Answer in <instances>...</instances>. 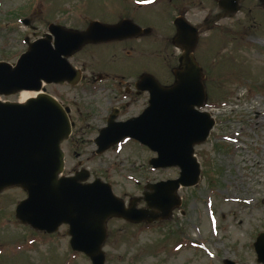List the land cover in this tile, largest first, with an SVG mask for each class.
Returning <instances> with one entry per match:
<instances>
[{"label": "rangeland", "instance_id": "374dc122", "mask_svg": "<svg viewBox=\"0 0 264 264\" xmlns=\"http://www.w3.org/2000/svg\"><path fill=\"white\" fill-rule=\"evenodd\" d=\"M120 4V0H0V61L15 63L27 49L25 38L35 39L51 23L83 28L94 18L109 19ZM252 13L261 24L259 30L247 29L244 35L235 34L238 28L229 34L215 33L208 46L210 64L201 65L207 110L215 125L195 146L200 181L179 188L182 204L169 218L149 224L109 220L106 264H225L226 260L262 264L253 242L264 232V8L254 2ZM236 16L241 18L242 13ZM23 18H30L34 28L21 23ZM171 67L162 65L155 73L171 82ZM45 87L74 107L72 135L61 145L64 175L84 167L89 180L110 183L127 204L154 191L147 183L179 176L178 167L151 168L155 152L130 139L96 154L94 140L107 122L102 105L96 107L94 96L81 93L77 102L71 89ZM1 98L22 101L21 93ZM77 107H82L81 113L74 111ZM24 198L26 192L19 187L0 193V264H91L86 255L72 250L67 226L48 234L20 224L15 206ZM137 206L146 207L145 201L139 200Z\"/></svg>", "mask_w": 264, "mask_h": 264}, {"label": "water", "instance_id": "95a60500", "mask_svg": "<svg viewBox=\"0 0 264 264\" xmlns=\"http://www.w3.org/2000/svg\"><path fill=\"white\" fill-rule=\"evenodd\" d=\"M219 4L223 14L239 10V0H220ZM21 22L31 25L30 18ZM125 23L94 20L83 30L52 23L40 38H25L28 49L16 63L0 61V94L21 90L37 93L22 103L0 101V192L12 186L22 188L27 196L15 208L18 221L47 233L68 224L72 250L84 253L92 264H106L103 246L109 218L150 223L169 218L180 206L179 187L193 186L200 179L195 145L206 140L215 123L204 110L207 94L202 67L186 54L174 69L170 85L143 75L141 79H150L149 106L126 121L115 122L110 117L95 139L97 153L126 137L136 139L156 153L150 160L153 168L179 167L178 178L149 183L147 188L154 191L144 192L146 207L137 208L139 199L133 197L127 206L111 184L100 178L83 183L89 177L88 170L81 169L73 176L60 175L65 164L61 143L69 138L73 123L69 108L47 93L43 84L71 77L75 78L72 83L77 82L78 74L68 57L87 43L125 36ZM253 245L257 261L264 264V232L258 234ZM225 264L234 263L226 260Z\"/></svg>", "mask_w": 264, "mask_h": 264}, {"label": "flooded vegetation", "instance_id": "af4514ba", "mask_svg": "<svg viewBox=\"0 0 264 264\" xmlns=\"http://www.w3.org/2000/svg\"><path fill=\"white\" fill-rule=\"evenodd\" d=\"M120 1V7H117L112 17L92 20L107 24L127 21L125 36L85 44L69 57V62L78 74L77 82L71 83L75 79L71 77L64 82L49 83L65 87L64 90L71 89L69 92L77 102L80 101L81 93L85 97L94 96L96 107L100 109L102 105V110L106 111L107 121L114 117L115 122L137 117L149 106L150 79H141L143 75H152L161 85H170L174 81V69L181 65L186 54L192 56L197 65H209L212 56L208 46L214 34H229L233 28H238L235 34L243 35L247 29L259 30L261 24L252 13V6L255 2L256 6L264 8V3L260 0H239L238 12L242 13V17L237 19V13L223 14L220 0ZM248 2L250 4L246 8ZM164 5L166 8L163 9ZM92 20L79 29H85ZM134 26H139L140 31L135 30ZM162 65L164 68L165 65H172L171 82H165L155 73ZM203 72L206 79L204 68ZM56 99L69 108L71 115L74 107L58 97ZM113 103L115 104L112 105ZM74 111L81 113L82 107H77ZM129 139L143 145L136 139Z\"/></svg>", "mask_w": 264, "mask_h": 264}, {"label": "bare ground", "instance_id": "6f19581e", "mask_svg": "<svg viewBox=\"0 0 264 264\" xmlns=\"http://www.w3.org/2000/svg\"><path fill=\"white\" fill-rule=\"evenodd\" d=\"M35 94H36L35 91H22L21 92L22 101H25L29 97H33Z\"/></svg>", "mask_w": 264, "mask_h": 264}]
</instances>
